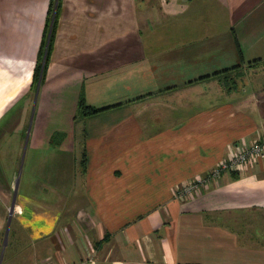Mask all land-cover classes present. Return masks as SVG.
<instances>
[{
  "label": "crops",
  "instance_id": "obj_1",
  "mask_svg": "<svg viewBox=\"0 0 264 264\" xmlns=\"http://www.w3.org/2000/svg\"><path fill=\"white\" fill-rule=\"evenodd\" d=\"M50 2L0 0V264H264V161L175 199L264 132V0H60L34 76ZM160 12L222 34L150 52Z\"/></svg>",
  "mask_w": 264,
  "mask_h": 264
},
{
  "label": "rangeland",
  "instance_id": "obj_2",
  "mask_svg": "<svg viewBox=\"0 0 264 264\" xmlns=\"http://www.w3.org/2000/svg\"><path fill=\"white\" fill-rule=\"evenodd\" d=\"M158 7L159 6L156 3V8H155L156 11ZM174 19H176V22H175L176 27L171 28L170 21ZM142 34H143V41L145 43V46L147 44L149 45L148 49L146 50H149L150 52H152V50H159L160 52L161 51L164 52L165 50H168L167 44L166 46H163L165 43H202L198 41L206 40V39L211 40V41H208V43L210 42L214 43L215 41L219 40V37L221 36L222 31L221 29H219V27L198 23L194 19V17L193 16L190 17V15H185V16L175 18V17H170L167 14H162V12H160V13H156V17L153 18L152 23H149L148 25L146 24L142 25ZM206 42H203V43H206ZM149 43H156L157 45H160V48L152 49L151 44ZM222 57L223 55L218 54L215 59L220 61ZM212 64H213V61L209 62L206 65H209L210 67L212 66ZM231 64L232 63H229L228 66H230ZM241 145L243 144L241 143ZM235 149L237 150L239 148L236 147ZM256 159H258L261 162L264 161L260 158H256ZM23 165H24V154L21 155L17 163V168H16V179L18 180L17 184L20 181V177L22 173H24V175L26 174L27 168L24 169ZM199 177L201 176L193 177V179L188 180L182 185H186L190 183V181L196 178H199ZM182 185L178 187H182ZM187 197H190V196H187ZM185 198L182 197L183 200ZM175 199L179 200L176 197ZM262 243H264V240L262 241Z\"/></svg>",
  "mask_w": 264,
  "mask_h": 264
},
{
  "label": "built area",
  "instance_id": "obj_3",
  "mask_svg": "<svg viewBox=\"0 0 264 264\" xmlns=\"http://www.w3.org/2000/svg\"><path fill=\"white\" fill-rule=\"evenodd\" d=\"M162 1L165 2V0ZM180 1L184 3L188 0ZM256 158L264 160V132L250 144L239 147L229 158L220 162L203 176L190 181V183L186 185H182V187H178L175 197L179 200H181L182 197L188 198L187 196H192L195 192L207 187L210 183L217 180L222 172L228 171L237 173L242 170L243 166L245 167L250 162L258 160ZM12 210L13 207L9 210L10 213Z\"/></svg>",
  "mask_w": 264,
  "mask_h": 264
},
{
  "label": "trees",
  "instance_id": "obj_4",
  "mask_svg": "<svg viewBox=\"0 0 264 264\" xmlns=\"http://www.w3.org/2000/svg\"><path fill=\"white\" fill-rule=\"evenodd\" d=\"M54 1L55 0H51V2H50V6H49V9H48V19H47V23H46V31H45V34H44L45 35V39H44V43H42V45L40 47V52L43 53L45 51L44 64H43V66L41 64H39L36 67L34 76H37V75L39 76V73L40 72H43V69L45 67V64H46V61H47V58H48V54L50 52L51 41H52V37H53V32H54V27H55V21H56V17H57V12H58V8H59V2H60V0H56L55 6H54ZM166 1L167 0H165V2ZM238 52L240 53L239 50H238ZM260 61H261V59H256V60H253V61L249 62L248 65L255 66ZM263 61H264V59H263ZM238 67L239 66H234V67H231L229 69H224L222 71H219V72L214 73L212 76H215V75H218V74H222V73H227V72L232 71V70H234L235 68H238ZM227 82H230L231 84L233 83L232 79H228L226 81V83ZM113 107H115V106L106 107V108H102V109H95L93 107H90V106L86 105V103L84 101V98H83V95H80V97L78 98V103H77L78 110H80V112L83 115H85V116L95 115V114H98V113H100V112H102L104 110H108V109L113 108ZM236 178H237V176H236Z\"/></svg>",
  "mask_w": 264,
  "mask_h": 264
}]
</instances>
